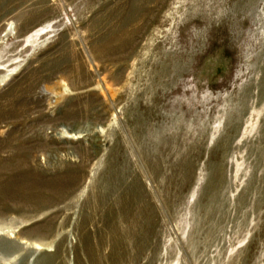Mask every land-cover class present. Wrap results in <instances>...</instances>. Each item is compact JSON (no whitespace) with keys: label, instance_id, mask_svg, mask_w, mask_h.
Listing matches in <instances>:
<instances>
[{"label":"rangeland","instance_id":"1","mask_svg":"<svg viewBox=\"0 0 264 264\" xmlns=\"http://www.w3.org/2000/svg\"><path fill=\"white\" fill-rule=\"evenodd\" d=\"M0 264H264V0H0Z\"/></svg>","mask_w":264,"mask_h":264}]
</instances>
